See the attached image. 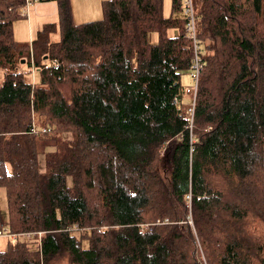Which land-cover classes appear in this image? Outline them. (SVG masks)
Segmentation results:
<instances>
[{"label": "trees", "instance_id": "trees-1", "mask_svg": "<svg viewBox=\"0 0 264 264\" xmlns=\"http://www.w3.org/2000/svg\"><path fill=\"white\" fill-rule=\"evenodd\" d=\"M41 1L56 22L19 42L24 0H0L3 224L40 233L0 264H264V0H195L191 152L172 101L191 82L182 0L167 17L162 0H101L81 23Z\"/></svg>", "mask_w": 264, "mask_h": 264}, {"label": "built area", "instance_id": "built-area-1", "mask_svg": "<svg viewBox=\"0 0 264 264\" xmlns=\"http://www.w3.org/2000/svg\"><path fill=\"white\" fill-rule=\"evenodd\" d=\"M39 0H24L23 5L18 9L20 15L27 17L28 9L32 3L37 2ZM182 13L185 19V36L190 41V52H191V60H190V68H189V76L191 82L189 84H185L180 89L181 94L175 95L172 99L173 103L179 108V111L184 119L185 128L189 133V151H192L191 143L193 142L192 136V127H193V115H194V106H195V95L196 88L198 83L199 72L202 68L200 62V50H198V38L196 32V23L194 16V9L192 0H182ZM30 67L28 68V72L30 74L31 79H29V83L31 85L34 84V72L35 68L33 67V59L30 54L29 58ZM55 66V64H53ZM185 97L187 100H185ZM29 132L33 134L37 133H47L49 132V127L47 126H37L34 122H31ZM40 236L39 232L33 233H20V232H11L8 228L0 223V239H5L11 242H16L21 240V238H33L38 239Z\"/></svg>", "mask_w": 264, "mask_h": 264}, {"label": "rangeland", "instance_id": "rangeland-1", "mask_svg": "<svg viewBox=\"0 0 264 264\" xmlns=\"http://www.w3.org/2000/svg\"><path fill=\"white\" fill-rule=\"evenodd\" d=\"M81 1L82 0H69L70 2V6H71V14H72V11L74 12V22H80V21H77L76 19H80L77 17V10L80 9L82 6H81ZM193 2V5H195V0H192ZM169 12V9L167 11H165L164 13H167L168 14ZM181 13L179 11L175 12L174 15H177L179 16ZM101 18V13H100V10L98 12V15L96 17V19H99ZM26 19L24 16L21 15L20 18L16 19L13 24H12V32H13V37L15 40L19 41V42H29V33H28V28H27V24H26ZM89 20H95V19H89ZM88 20V21H89ZM87 21V20H85ZM83 22V21H82ZM18 27L19 28V36L14 34V27ZM31 36L33 37L34 36V32H35V27L33 25V23L31 22ZM168 35H174L176 33V30L173 29V28H170L168 29L167 31ZM149 35V42H155L156 41V34L155 32H149L148 33ZM148 35H147V39H148ZM50 39L52 41H55L58 39V34L56 32H53L51 33L50 35ZM23 72L25 73L24 74V77L25 79L29 80L31 79L30 77V74L28 72V70L26 69H22ZM2 77H3V70L0 68V82L2 80ZM34 78H35V72H34ZM181 84L187 82L188 83V77H187V74L186 73H183L182 76H181ZM186 83V84H187ZM185 100H187V98L185 97ZM58 137L62 138V139H66V138H69L70 137V132L69 131H62L59 133ZM52 149L51 146H39V154H38V165H39V168L41 170H43V155H44V152L46 150H50ZM5 195H4V189L2 187H0V217H1V220L4 222L5 221V216H6V206H5ZM24 239V238H21V240ZM8 240H5V239H0V250H4L6 248V242ZM54 264H65L64 261L60 260V261H57L56 263Z\"/></svg>", "mask_w": 264, "mask_h": 264}, {"label": "crops", "instance_id": "crops-1", "mask_svg": "<svg viewBox=\"0 0 264 264\" xmlns=\"http://www.w3.org/2000/svg\"><path fill=\"white\" fill-rule=\"evenodd\" d=\"M171 1L172 0H162V15L165 17L169 16V14L171 12ZM100 2H101V0H82L81 1L82 7L77 10V17L80 19H76L77 21H80V22H76V23H81L82 21L85 22V20L88 21L89 19L97 20L96 17L98 15L99 10L101 13ZM70 8H71V6H70ZM168 9H169L168 14L164 13ZM25 18H27L26 24H27L28 33H29V39L30 38L32 39V38H34V36L33 37L31 36V28H30L31 22L33 23V25L35 27V32L39 28H41V26L44 23L56 22V13H55L54 2H52V1H41V2L32 3L28 9V16ZM74 18H75L74 12L72 11L73 22H74ZM89 21H91V20H89ZM35 32H34V34H35ZM14 34L19 36V28L17 26L14 27ZM2 223H3V221H2Z\"/></svg>", "mask_w": 264, "mask_h": 264}, {"label": "water", "instance_id": "water-1", "mask_svg": "<svg viewBox=\"0 0 264 264\" xmlns=\"http://www.w3.org/2000/svg\"><path fill=\"white\" fill-rule=\"evenodd\" d=\"M21 62H23V61H21Z\"/></svg>", "mask_w": 264, "mask_h": 264}]
</instances>
